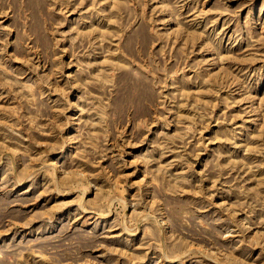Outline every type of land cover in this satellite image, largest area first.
I'll list each match as a JSON object with an SVG mask.
<instances>
[{"label": "rangeland", "instance_id": "rangeland-1", "mask_svg": "<svg viewBox=\"0 0 264 264\" xmlns=\"http://www.w3.org/2000/svg\"><path fill=\"white\" fill-rule=\"evenodd\" d=\"M0 264H264V0H0Z\"/></svg>", "mask_w": 264, "mask_h": 264}]
</instances>
